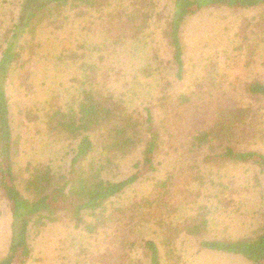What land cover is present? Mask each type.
I'll return each mask as SVG.
<instances>
[{"label":"trees","instance_id":"trees-1","mask_svg":"<svg viewBox=\"0 0 264 264\" xmlns=\"http://www.w3.org/2000/svg\"><path fill=\"white\" fill-rule=\"evenodd\" d=\"M221 7L263 9L264 0L22 1L0 47V193L12 217L0 264H30L32 235L58 223L75 240L64 264H185L184 238L201 252L264 264V217L245 237L211 232L237 202L231 182L214 178L212 169L246 165L264 174V153L250 143L264 140L260 110L232 95L210 97V90L175 94L169 81L134 105L128 86L113 78L125 74L109 61L130 49L147 57L152 49L134 81L162 80V57L152 46L161 37L180 80L187 20ZM36 57L47 72L39 91L31 71ZM246 94L263 103L264 82L251 83ZM172 143L173 168L153 178L149 194L136 193ZM127 159L134 171L117 179ZM142 229L152 237L139 241Z\"/></svg>","mask_w":264,"mask_h":264},{"label":"rangeland","instance_id":"rangeland-1","mask_svg":"<svg viewBox=\"0 0 264 264\" xmlns=\"http://www.w3.org/2000/svg\"><path fill=\"white\" fill-rule=\"evenodd\" d=\"M22 1L0 0V47H2L7 30L12 28L14 20L18 17ZM263 12L264 7L263 9L262 7L256 9L221 7L204 10L189 18L182 33L185 68L183 78L180 80L176 75V70L172 65H169L172 51L161 37L154 38V42L151 41V43L158 49L162 57L163 72L166 75L164 79L158 80L157 78V81L154 79L149 82L141 80L139 81L141 84L134 81L138 65L152 59V49L147 57L140 53H134L130 49L109 59L114 68L122 70L125 74L123 79L120 76H113V78L117 81L118 87L128 86V88H124V92L130 91L128 102H130L129 100L135 101L136 103L133 104L138 106L142 105L144 94L150 90L153 91V86L157 82L166 83L169 81L173 85L175 94H192L199 91L207 93L210 90L212 91L210 97L213 96V98L225 99L232 95V100H238L242 104L252 103L256 109L260 110L261 128L264 131V102H255L246 94V88L251 83L264 82ZM49 49L50 47H45L40 53L48 52ZM39 60L40 57L34 58L31 67V71L35 73L32 81L36 83L38 91L41 88V79L47 74L46 64L44 65L43 61L40 65L35 63ZM14 110L16 111L15 108ZM172 123L174 122L172 121ZM168 129L173 132L171 125L168 126ZM163 133L165 132L163 131ZM163 137L165 136L163 135ZM259 139V136H255L252 142L249 141L251 149L264 153V140L259 141ZM176 152L177 149L173 143L168 144L167 147L163 145L157 156V172L142 179L141 185L136 187V193L140 195L150 193L148 186L151 185L153 178L160 177L167 169L173 168ZM119 169L115 173L117 179L133 172L132 159L120 163ZM212 171L214 178L219 176L225 181L229 180L228 183L231 182L228 185L234 189L233 197L237 198L236 207H232L231 212L227 211L217 216L211 228L212 235L224 238L245 237L263 221L264 174L259 168L246 165H226L213 168ZM133 195L131 193V196ZM229 196L231 197L232 194ZM234 208H238L243 214L234 213ZM182 213L186 214L185 211ZM11 223L9 203L0 193V258L6 254L9 248ZM69 229L67 230L62 223H58L50 224L42 232L34 233L31 239L33 258L30 264L66 263L70 250L75 244L74 234L72 229ZM138 233H140L138 234L139 241L152 237L151 232L146 229H142ZM183 240L179 245L185 264H251L239 256L210 251L201 252L194 239L184 238ZM140 256L141 253L138 251L134 258H140Z\"/></svg>","mask_w":264,"mask_h":264}]
</instances>
